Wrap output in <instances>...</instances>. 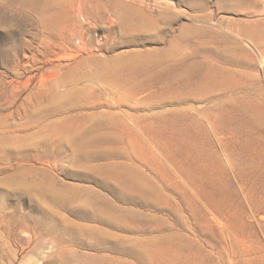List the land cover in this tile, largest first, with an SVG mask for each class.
<instances>
[{"label": "rangeland", "instance_id": "1", "mask_svg": "<svg viewBox=\"0 0 264 264\" xmlns=\"http://www.w3.org/2000/svg\"><path fill=\"white\" fill-rule=\"evenodd\" d=\"M0 264H264V0H0Z\"/></svg>", "mask_w": 264, "mask_h": 264}]
</instances>
